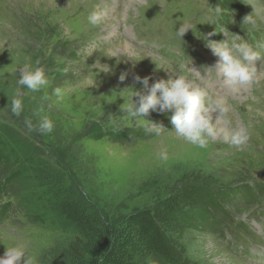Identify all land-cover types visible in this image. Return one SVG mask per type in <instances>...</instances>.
I'll use <instances>...</instances> for the list:
<instances>
[{"label": "rangeland", "instance_id": "obj_1", "mask_svg": "<svg viewBox=\"0 0 264 264\" xmlns=\"http://www.w3.org/2000/svg\"><path fill=\"white\" fill-rule=\"evenodd\" d=\"M235 1L240 10L226 8L222 0H139L132 4L127 0H0V151L5 153L2 158L9 157L0 162V183L21 171L9 193L0 196L2 205L12 204L0 224V257L6 247L23 244L39 264L56 245L74 238L73 229L41 200L47 194L41 176L55 172L88 209L113 218L135 208H159L185 187L238 190L240 197L224 202L231 214L224 236L218 235L216 225L204 230L185 226L179 263L264 264V193H258V187L264 189V178L259 177L264 170V80L246 93L227 96L232 106L230 125L252 129L243 150L222 140L208 150L199 149L176 138L171 132V112H151L145 117L162 125L165 132L159 136L144 131V120L120 112V106L131 100V91L122 92L125 88L134 86L149 94L143 84L135 82V76L150 77L149 86L177 78L183 62L166 53V47H181L186 57L198 47L204 60L198 67L201 75H211L219 87L220 78L208 73L206 66L214 63V67L219 59L208 43L232 41L234 35L252 36L258 27L264 30V0ZM101 2L109 16L102 26L92 27L87 16ZM217 5L226 8L230 18L232 34L220 24L225 40L209 36L208 29L222 18L208 12L209 6ZM248 15L254 25H243ZM185 19L194 21L196 28L181 40L176 32ZM126 43L133 49L122 51ZM87 45L86 56L92 62L82 56ZM26 58L41 60L49 85L37 92L23 88L24 112L16 118L10 113V100L18 87L17 69ZM97 60L112 72L101 73L99 65L93 68ZM262 62H257L258 69ZM122 73L128 74L123 83L119 80ZM187 76L200 83L197 74ZM56 88L63 90L60 100L54 95ZM45 115L54 122V131L47 135L28 132L24 117L38 123ZM163 149L168 152L167 162L157 159ZM247 186L259 195L254 206L241 197Z\"/></svg>", "mask_w": 264, "mask_h": 264}, {"label": "clouds", "instance_id": "obj_2", "mask_svg": "<svg viewBox=\"0 0 264 264\" xmlns=\"http://www.w3.org/2000/svg\"><path fill=\"white\" fill-rule=\"evenodd\" d=\"M163 8V5H160ZM208 12L219 18L224 14V9L217 5L209 6ZM109 16V9L103 2L98 3L89 12L87 22L92 27L102 26ZM252 15L243 19V25H254ZM194 21L185 19L176 32L181 40L189 32H194ZM215 33H210L209 36ZM235 39L226 42H209L208 47L217 56L218 62L212 68H207L208 73L220 78L219 87L212 81L209 74L201 75L193 68L200 79L197 84L183 73L180 66L177 78L172 80H159L149 86L150 77L141 79L135 76L136 83L143 84L149 94L145 95L137 91L135 87L125 88L122 92L131 91L130 102H124L120 106V112L127 118L144 120V131L156 136L165 132L162 125L151 122L148 117L151 112L166 114L171 112V124L176 138L182 139L188 144L199 149H208L216 141H224L236 150H243L251 140L252 129L250 125H237L232 127L228 119L232 112V106L227 100L228 95H239L248 92L254 85H259L264 80V58L250 43L239 35ZM257 62H262L257 68ZM41 60L34 62L26 58L23 66L18 68L19 79L17 89L10 100V113L19 118L24 112L23 88L31 92H37L49 85L45 69L41 67ZM99 65V71L104 74L112 72L107 64L95 61L93 68ZM127 73L119 77L121 83L127 78ZM54 95L58 100L63 98V90L56 88ZM214 114H216L214 116ZM24 125L30 133L47 135L54 131V122L48 116H42L38 123L31 118L24 117ZM157 159L167 162L169 159L167 149L157 153ZM0 264H37V258L28 251L25 245L17 244L6 247Z\"/></svg>", "mask_w": 264, "mask_h": 264}, {"label": "trees", "instance_id": "obj_3", "mask_svg": "<svg viewBox=\"0 0 264 264\" xmlns=\"http://www.w3.org/2000/svg\"><path fill=\"white\" fill-rule=\"evenodd\" d=\"M222 2L238 10L235 0ZM2 152L0 162L8 161L7 155L2 158ZM55 174L41 176L47 194L40 199L48 204L56 218H61L73 229L75 236L65 244L56 245L39 264H180L182 240L188 228L185 226H200L204 230L216 225L218 235L224 236V224L231 216L224 202L240 197L238 190L230 188L215 192L185 187L172 193L159 208H135L113 218L88 209ZM20 177L21 171H16L4 181L13 185V180ZM70 185L76 187L73 182ZM4 190L8 191L9 186L0 184V192ZM241 197L253 204L255 189L245 187ZM200 208L202 211L198 213Z\"/></svg>", "mask_w": 264, "mask_h": 264}, {"label": "bare ground", "instance_id": "obj_4", "mask_svg": "<svg viewBox=\"0 0 264 264\" xmlns=\"http://www.w3.org/2000/svg\"><path fill=\"white\" fill-rule=\"evenodd\" d=\"M132 1L138 2L139 0H127V4H132ZM122 45V44H121ZM129 48H132V45L130 46L129 43H126L125 47H122V51H128ZM133 49V48H132ZM124 53V52H123ZM128 53V52H127ZM128 55V54H127ZM241 96V95H240ZM245 96V95H244ZM247 96V95H246ZM235 98V97H234ZM216 114H214L215 116ZM217 142V141H216ZM213 146V145H212ZM211 149V148H210ZM208 150V149H207Z\"/></svg>", "mask_w": 264, "mask_h": 264}, {"label": "water", "instance_id": "obj_5", "mask_svg": "<svg viewBox=\"0 0 264 264\" xmlns=\"http://www.w3.org/2000/svg\"><path fill=\"white\" fill-rule=\"evenodd\" d=\"M260 177H264V171L259 174Z\"/></svg>", "mask_w": 264, "mask_h": 264}]
</instances>
